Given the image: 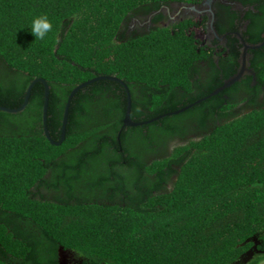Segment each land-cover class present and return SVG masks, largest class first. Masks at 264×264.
<instances>
[{"label":"trees","instance_id":"1","mask_svg":"<svg viewBox=\"0 0 264 264\" xmlns=\"http://www.w3.org/2000/svg\"><path fill=\"white\" fill-rule=\"evenodd\" d=\"M161 1L0 0V105L44 78L56 141L72 90L100 75L126 81L135 121L206 97L123 126L127 91L100 79L75 93L60 145L42 82L23 111L0 110V264H60L62 247L67 264H238L255 237L264 254V52L246 109L241 83L209 96L222 83L193 81L189 21L124 33ZM241 1L259 3L247 18L261 40L264 0ZM40 14L54 24L44 41Z\"/></svg>","mask_w":264,"mask_h":264},{"label":"flooded vegetation","instance_id":"2","mask_svg":"<svg viewBox=\"0 0 264 264\" xmlns=\"http://www.w3.org/2000/svg\"><path fill=\"white\" fill-rule=\"evenodd\" d=\"M252 2L243 3L241 0L161 1L159 7L152 9L147 14L135 12L129 16L123 23V31L126 36H129L134 32L142 34L149 32L152 28L172 27L175 24L189 21L186 33L193 38L194 48L192 51L196 54L192 59L193 81L196 83L220 82L223 85L227 79L238 73L243 64L246 63L248 72H245L239 80L227 87L241 83V88L236 96L239 97L240 110H242L248 106V101L244 100L249 93L246 88L247 84L257 87L259 83H262L259 80L255 65L257 59L255 50L264 52V30L261 33L262 39L256 41L257 30L254 21L247 18V14L250 11L255 14L258 13L256 6L259 3L257 1ZM247 45L257 47H246ZM123 81L126 83L124 79ZM222 85L212 91L209 96L217 95L225 90L226 88L214 94ZM123 86L127 91L126 85L123 84ZM260 88L259 96L262 100L264 98V85ZM225 97L230 98L228 94H225ZM205 99L206 97L197 100L189 108ZM254 243L250 249L257 246L255 255L261 250L258 249L259 241L254 240ZM71 256L72 254L68 251L65 258L67 263L71 260Z\"/></svg>","mask_w":264,"mask_h":264},{"label":"water","instance_id":"3","mask_svg":"<svg viewBox=\"0 0 264 264\" xmlns=\"http://www.w3.org/2000/svg\"><path fill=\"white\" fill-rule=\"evenodd\" d=\"M246 47L255 48L257 46H249V45H247ZM245 64L246 63L243 64L242 68L239 70L238 73H236L235 75H233L232 77L227 79V81L220 88H218L214 92V94H216V93L220 92L221 90L227 88L228 86L233 84V82H236L237 80H239L241 78V76L244 75L245 72H248L247 71V66ZM100 79H110V80H115V81H118V82H122L127 87L128 106H127V111H126V115H125V118H124L123 126H139V125H143L145 123L151 122L152 120L160 119V118H162V117H164L166 115L181 113V112L185 111L186 109H188L191 105H193V104H191V105H188V106H186L184 108H181L179 110L159 115V116H157V117H155V118H153L151 120L135 121L131 117V113H132V95H131V91H130L129 86L126 83H124L122 78H120V77H118L116 75H100V76H97V77H95L93 79H90L88 81H85L83 83L78 84L72 90V92H71V94H70V96L68 98L65 110H64V115H63V120H62L61 137L57 141L52 138V136L50 134V131H49V128H48V110H49L50 86H49L48 82L44 78L39 77V78H35L34 80H32V82L29 84V86L27 88L26 96H25L24 102L21 104V106L12 108V107H7V106L0 105V110L6 111V112H11V113H17V112L23 111L27 107V105L29 103L30 96H31V93L33 91L34 86L38 82H42L44 84V86H45V99H44L43 117H42L44 133L47 136V138L51 141V143L56 144V145H60L64 141L65 136H66V129H67V124H68V119H69L70 105H71V101H72V98L74 97L75 93L78 92L80 89L84 88L85 86H87V85H89V84H91V83H93L95 81H98ZM254 239L256 241H258L256 237ZM259 243H260V241H259ZM256 250H257V246H254V249L248 250L244 255H242V257L240 258V260L237 261V263L238 264L247 263L253 257L254 252ZM67 253H68V251L64 250L63 247L60 249V256H61L60 264H66L67 263V261L65 259Z\"/></svg>","mask_w":264,"mask_h":264},{"label":"clouds","instance_id":"4","mask_svg":"<svg viewBox=\"0 0 264 264\" xmlns=\"http://www.w3.org/2000/svg\"><path fill=\"white\" fill-rule=\"evenodd\" d=\"M30 30L36 40L44 41L54 31L53 20L47 14L37 15L31 21ZM253 264H264V254L254 256Z\"/></svg>","mask_w":264,"mask_h":264}]
</instances>
